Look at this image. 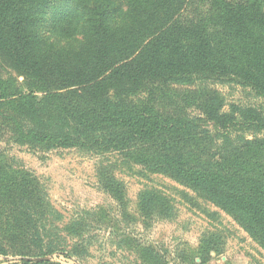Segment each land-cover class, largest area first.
I'll list each match as a JSON object with an SVG mask.
<instances>
[{
  "label": "trees",
  "instance_id": "1",
  "mask_svg": "<svg viewBox=\"0 0 264 264\" xmlns=\"http://www.w3.org/2000/svg\"><path fill=\"white\" fill-rule=\"evenodd\" d=\"M195 77L235 79L264 99V0H0V118L18 139L121 154L203 195L264 248V135L234 139L238 111L223 113L217 92L196 104L221 135L156 100ZM4 162L0 255L80 254L61 232L76 238L83 228L60 229L42 184ZM107 187L123 205L120 185ZM167 209L143 193L145 216Z\"/></svg>",
  "mask_w": 264,
  "mask_h": 264
},
{
  "label": "rangeland",
  "instance_id": "2",
  "mask_svg": "<svg viewBox=\"0 0 264 264\" xmlns=\"http://www.w3.org/2000/svg\"><path fill=\"white\" fill-rule=\"evenodd\" d=\"M162 90L156 96L162 108L202 117L204 129L212 135L224 131L207 121L196 103L216 92L223 113L238 111L229 131L234 139L264 135H258L254 122L256 116L264 119V99L235 79L195 77L190 83H172ZM3 111L10 115L4 105ZM21 125L26 130L32 127L26 120ZM0 155L7 167L28 172L42 184L60 229L74 222L84 230L76 238L61 232L68 249L76 245L78 255H0V264L50 260L57 264H264L263 246L227 212L179 181L121 154L31 145L18 139L12 122L0 118ZM109 184L120 185L123 205ZM143 193L161 198L167 212L156 211L148 217L141 213ZM83 239L89 240L88 247L82 246Z\"/></svg>",
  "mask_w": 264,
  "mask_h": 264
}]
</instances>
